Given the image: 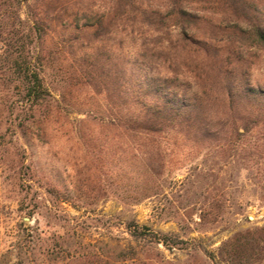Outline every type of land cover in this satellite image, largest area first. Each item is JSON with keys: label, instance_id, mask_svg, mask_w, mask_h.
<instances>
[{"label": "rangeland", "instance_id": "1", "mask_svg": "<svg viewBox=\"0 0 264 264\" xmlns=\"http://www.w3.org/2000/svg\"><path fill=\"white\" fill-rule=\"evenodd\" d=\"M51 2L0 0V264H120L116 240L135 247L136 264H264L261 130L198 143L111 124L106 105L70 83L58 36L67 23L57 30L56 13L42 15ZM93 2L118 8L84 5ZM191 9L210 21L201 31L216 46L210 57L181 40L171 17L152 25L128 11L103 38L131 60L146 54L154 74L178 76L193 92L223 64L264 87V48L237 31L246 24L217 4ZM96 31L83 33L97 42ZM27 70L42 78L43 99L23 85ZM122 153L130 167L117 163ZM131 221L149 228L144 238L131 236ZM237 238L249 241L247 253Z\"/></svg>", "mask_w": 264, "mask_h": 264}, {"label": "trees", "instance_id": "2", "mask_svg": "<svg viewBox=\"0 0 264 264\" xmlns=\"http://www.w3.org/2000/svg\"><path fill=\"white\" fill-rule=\"evenodd\" d=\"M51 1L42 15L47 18L56 13L57 30L62 27L61 20L65 19L67 23L65 29L69 31L58 32V36L60 51L69 60L70 83L77 92L83 90L92 96L96 103L103 102L106 105L104 117L111 124L129 133L183 137L198 143L217 141L224 135L233 143L256 128L261 130L264 139V87L252 84L245 71L223 64L199 91L193 92L192 86L178 76L154 74L151 64L146 61V54L140 53L138 59L131 60L121 47V52L117 53L103 38L112 22L117 18L121 20L128 11L152 25L162 24L171 17L173 24L180 28L181 40L210 57L216 48L211 42L213 38L205 32L206 37L201 36L202 27L210 26V21L191 8L217 4L230 8L246 24L238 26L237 31L264 48L263 0L261 9L255 0H112L118 7L114 14L111 10L91 8L95 2L86 7L84 0ZM158 3L172 8L168 16L152 9L157 8ZM121 8L129 9L121 12ZM88 27H96L97 37L102 38L91 42L83 33ZM22 81L34 100L44 98L47 90L39 74L27 70ZM261 147L264 148V142ZM129 159L122 153L117 163L124 169L130 167ZM145 167L149 173L155 169L153 164ZM129 228L136 240L144 238L145 230H149L147 227L140 229L134 221L129 223ZM151 234L158 242L167 244L168 236ZM236 244L237 249L248 252L249 241L237 238ZM115 247L120 264H136L135 247L131 244L125 246L117 240Z\"/></svg>", "mask_w": 264, "mask_h": 264}]
</instances>
